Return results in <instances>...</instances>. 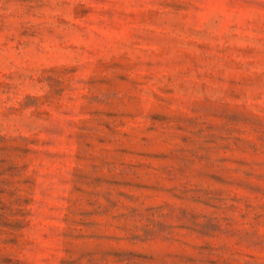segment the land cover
Returning <instances> with one entry per match:
<instances>
[{
	"label": "rangeland",
	"instance_id": "obj_1",
	"mask_svg": "<svg viewBox=\"0 0 264 264\" xmlns=\"http://www.w3.org/2000/svg\"><path fill=\"white\" fill-rule=\"evenodd\" d=\"M0 264H264V0H0Z\"/></svg>",
	"mask_w": 264,
	"mask_h": 264
}]
</instances>
